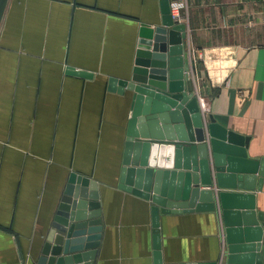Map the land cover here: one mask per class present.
Wrapping results in <instances>:
<instances>
[{
	"label": "crops",
	"instance_id": "obj_1",
	"mask_svg": "<svg viewBox=\"0 0 264 264\" xmlns=\"http://www.w3.org/2000/svg\"><path fill=\"white\" fill-rule=\"evenodd\" d=\"M186 1L178 21L187 33L185 92L199 102L213 179L201 188L214 193L217 210L161 215L162 259L226 264L229 228L207 128L212 115L250 138L249 159L264 158V0ZM162 17L160 0H8L0 25V264H40L72 173L99 185L95 264H156L153 204L120 188L134 92L109 86L131 78L141 26ZM165 113L158 126L177 135L186 123ZM251 176L258 185L261 176ZM223 191L255 195L252 219L264 224V183L261 191ZM247 227L241 215L237 245L252 244Z\"/></svg>",
	"mask_w": 264,
	"mask_h": 264
},
{
	"label": "water",
	"instance_id": "obj_2",
	"mask_svg": "<svg viewBox=\"0 0 264 264\" xmlns=\"http://www.w3.org/2000/svg\"><path fill=\"white\" fill-rule=\"evenodd\" d=\"M7 2L0 0V25ZM170 2L160 0L161 25L141 26L131 78H112L109 86L111 92H134L120 188L153 204L156 264H163L161 215L217 210L214 193L201 188L210 187L213 183L208 143H205L207 137L198 99L194 94L185 92V79H189L184 48L186 25L173 19ZM71 73L93 77V74L83 71L71 70ZM166 111L177 123H186L188 131L181 124L176 126L178 133L174 135L168 125L164 127V134L158 126L157 115L160 113L161 119L169 120ZM207 129L221 189L218 196L225 224L229 228L228 249L223 261L226 259V264H264V224L261 226L253 220L255 204L252 200L255 195L223 191H261L264 158L259 162L249 159L247 147L250 138L227 130L212 115ZM258 164L262 165L259 170ZM157 166L166 167V170H156ZM235 173L240 175L237 177ZM255 173L261 176L258 185L254 184L255 176H251ZM236 177L245 182L235 183ZM99 199L96 181L71 174L40 264H95L103 232ZM233 209H244L245 212L242 214ZM241 215L248 226L245 229L247 241H252V244L237 245L235 242L241 230L234 227L241 225ZM249 224L255 228L249 227Z\"/></svg>",
	"mask_w": 264,
	"mask_h": 264
},
{
	"label": "built area",
	"instance_id": "obj_3",
	"mask_svg": "<svg viewBox=\"0 0 264 264\" xmlns=\"http://www.w3.org/2000/svg\"><path fill=\"white\" fill-rule=\"evenodd\" d=\"M188 9L186 0H171L170 10L174 20L181 21L184 18V13Z\"/></svg>",
	"mask_w": 264,
	"mask_h": 264
}]
</instances>
